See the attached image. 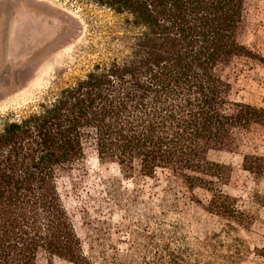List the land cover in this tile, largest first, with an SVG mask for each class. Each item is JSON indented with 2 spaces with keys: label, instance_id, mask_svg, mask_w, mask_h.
I'll return each instance as SVG.
<instances>
[{
  "label": "trees",
  "instance_id": "obj_1",
  "mask_svg": "<svg viewBox=\"0 0 264 264\" xmlns=\"http://www.w3.org/2000/svg\"><path fill=\"white\" fill-rule=\"evenodd\" d=\"M90 1L125 15L127 30L29 111L0 117V264H138L133 255L84 254L58 178L89 149L126 174L168 169L191 191L210 192L209 213L243 228L254 221L220 187L230 167L208 159L264 129V107L231 101L221 72L235 57L256 56L239 41L245 0ZM242 167L264 179V156L246 154ZM147 248L153 256L142 264H220L211 257L217 244L193 241L179 223L152 230ZM256 253L264 259V245Z\"/></svg>",
  "mask_w": 264,
  "mask_h": 264
},
{
  "label": "rangeland",
  "instance_id": "obj_2",
  "mask_svg": "<svg viewBox=\"0 0 264 264\" xmlns=\"http://www.w3.org/2000/svg\"><path fill=\"white\" fill-rule=\"evenodd\" d=\"M125 15L90 0H0V117L22 115L48 90L80 74L103 57ZM239 41L256 56L235 57L222 67L233 102L264 107V0H245ZM246 154L264 156V129L244 132L234 148L211 150L210 161L228 165L221 189L254 216L243 228L209 213L203 188L191 191L182 177L159 169L153 177L124 173L89 149L86 157L58 178L63 203L84 254L100 261L102 252L143 263L152 230L179 223L195 241L217 244L220 264H264V179L243 169ZM54 264H74L54 258Z\"/></svg>",
  "mask_w": 264,
  "mask_h": 264
}]
</instances>
